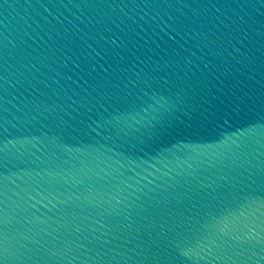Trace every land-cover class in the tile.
<instances>
[{
    "label": "water",
    "instance_id": "water-1",
    "mask_svg": "<svg viewBox=\"0 0 264 264\" xmlns=\"http://www.w3.org/2000/svg\"><path fill=\"white\" fill-rule=\"evenodd\" d=\"M0 264H264V0H0Z\"/></svg>",
    "mask_w": 264,
    "mask_h": 264
}]
</instances>
